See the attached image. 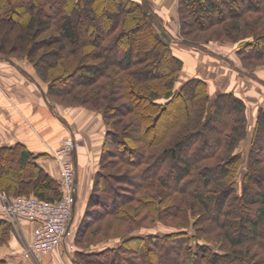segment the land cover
<instances>
[{"label":"trees","instance_id":"16d2710c","mask_svg":"<svg viewBox=\"0 0 264 264\" xmlns=\"http://www.w3.org/2000/svg\"><path fill=\"white\" fill-rule=\"evenodd\" d=\"M179 14L187 43L226 39L241 59L264 58V0H179ZM171 42L159 14L138 0H0V58H27L49 97L98 111L106 125L76 234L121 238L81 248L78 263L264 264V109L238 191L247 104L234 92L212 97L200 76L180 82L184 63ZM61 185L25 144L0 145V191L55 201ZM144 215L171 230L127 233ZM13 232L1 217L0 246Z\"/></svg>","mask_w":264,"mask_h":264},{"label":"crops","instance_id":"0c3cea01","mask_svg":"<svg viewBox=\"0 0 264 264\" xmlns=\"http://www.w3.org/2000/svg\"><path fill=\"white\" fill-rule=\"evenodd\" d=\"M151 3L164 19L165 28L172 41H183L180 37L178 0H152ZM177 41L172 43V48L183 60L182 71L189 73L190 77L205 78L212 97L222 92H234L242 97L247 107L251 108L255 123L260 110L264 109V75L256 76L250 84L241 82L238 86L233 83L232 87H223L217 77L213 79L215 74L212 70H218V65L214 67V60L205 58V53L218 58L222 55L209 44L201 48ZM226 47L217 49L223 54H230L229 49H232V54H236L237 45ZM205 71L209 72L211 78L205 75ZM228 74L230 73L226 69L217 71L219 79H225ZM47 92V82L38 75L31 61L22 58L9 61L0 58V145H13L17 142L25 144L36 156L37 163L61 181V165L53 151L67 137H73L78 142L73 156L76 169V199L69 234L57 249L29 255L24 242L28 243L33 239L36 222L20 219L13 223L15 231L9 244L0 246V258L6 259L9 264H79L75 255L81 248L70 242L74 239L77 226L84 215L93 187L94 174L99 169L106 125L98 111L83 106H65L49 97ZM1 217H5V214L0 208Z\"/></svg>","mask_w":264,"mask_h":264},{"label":"built area","instance_id":"2783aa9c","mask_svg":"<svg viewBox=\"0 0 264 264\" xmlns=\"http://www.w3.org/2000/svg\"><path fill=\"white\" fill-rule=\"evenodd\" d=\"M77 145L73 137H67L53 151L61 165L60 199L51 201L36 195L11 197L6 192H0V208L12 223L20 219L36 222L33 239L26 248L29 255L57 249L69 234L76 199L73 156Z\"/></svg>","mask_w":264,"mask_h":264},{"label":"rangeland","instance_id":"374dc122","mask_svg":"<svg viewBox=\"0 0 264 264\" xmlns=\"http://www.w3.org/2000/svg\"><path fill=\"white\" fill-rule=\"evenodd\" d=\"M28 1H30V0H28ZM138 1L143 3V4H148L150 7H152L156 11V7H154L153 4L151 3L152 0L151 1L150 0H138ZM45 2H46V0H45ZM23 3L25 4L26 2H23ZM219 4L221 5V7H225V3L223 1H219ZM28 6H29V2L26 3L23 12H25V13L28 12ZM44 6H45V9H49L47 5H44ZM62 7H63V9L66 12L67 11H71V9H72V5H71L70 1H66L63 4ZM178 7H179V0H178ZM178 10H179V8H178ZM224 11L227 12V9L224 8ZM156 12L158 13V10ZM158 14L161 17L162 22L164 24V19L162 18L160 13H158ZM179 16H180V14H179ZM203 20H204V23H207L208 22V16L207 17L206 16L203 17ZM179 21H180V18H179ZM179 24H180V22H179ZM164 26H165V24H164ZM180 30H181V28H180ZM134 36H135V32L129 31V35H128V39H130V41H128L129 45L131 43H134L133 42ZM131 37H133V38H131ZM180 37L182 38L183 41H181V40L177 41L176 40L178 43H184V44L187 43L186 42V37H184L181 33H180ZM176 41H172L171 43H175ZM208 44L210 45V47H214L215 51L218 52L220 55L225 56V57L221 56V58L219 56V58H218L215 55L213 56V55H209V54L205 53V58L214 60L213 62L211 61L213 63V65H214V67L217 64L218 66H216V67L219 68L220 70L226 69V70L229 71L230 74H228L225 77V79H222V78L219 79L220 76L217 75V71L219 69L216 70V68H215V69L212 70V72L215 74L213 76V79H216V77H217V80L219 81V84L222 83L223 87H225V86H231L232 87L233 83L236 86H238V85H240L241 82L244 83V84H250V83H253V81L255 80L254 78L256 76L261 75L260 77H262V75H264V58L263 57H258L257 56V57L250 58V59H246L245 58V60H244V59H241V57L238 55V52H236V54H232V49H229L230 52H231L230 54H228V53H224L223 54L222 52H219L218 49H217V47L218 48H227L226 46L231 45V44L239 46L238 43H234V42H231V41L226 40V39H216L215 38L213 41L209 42ZM197 51H199V48H198ZM226 55H228V56H226ZM229 56H232L233 58H235L234 61L232 60L233 58L231 57L232 58L231 59ZM15 58H18V57L13 56L11 58V61L13 59H15ZM22 59H27V58H22ZM32 64H33V62H32ZM182 72H181L180 82L185 80V79L190 78V76H191V75H189V73L186 74L185 72H183V76H182ZM205 75H207L209 78H211L210 75H209V72L205 71ZM232 75H236V76L235 77H231ZM224 81H225V84H224ZM235 81H238V82L236 83ZM180 82L177 83V87H179ZM52 99L54 100V98H52ZM247 115H248V118H249L248 119V122H249L248 123L249 124V126H248V129H249L248 130V135H247V138H244L240 142L239 147L236 149V151L242 153V156H243L242 165H241L239 174L237 176V189H238V191H241V188H242L241 180H242L243 175L246 172V167H247L246 165L248 163V158H249L250 140L252 138V135H253V132H254V129H255V125H256V122L255 123L253 122L254 121V118H253L254 116H253V112H252L250 107H247ZM105 135H106V133H105ZM110 147L112 149L115 148V146H113V145H111ZM61 177H62V174H61ZM112 181H113V178H112ZM61 183H62V180H61ZM61 189H62V185H61ZM133 190H134V188H133ZM0 192H6L7 193V191H5V190H2ZM22 195L30 196V195H36V194H34L32 192H30L28 194H14L13 197H19V196H22ZM176 199H178V197ZM91 217L92 216H90V215L87 216L86 220H88V221L91 220L92 219ZM143 217H145V218H142V219L139 218V223L140 224L138 225V227L130 226V229L128 231H126V232L128 233L129 231H135V232L142 231V232H146V233L147 232H154V233L155 232H159L160 233V232L171 230V228H169L168 226L162 224L161 222H156L151 216H145L144 215ZM146 217H148V218H146ZM108 218H112V217H108ZM81 223L82 222L80 221V223L77 226V229L80 227ZM96 223H98V222H95V224ZM13 227H14V225H13ZM125 227H126V224H125V226L123 228H125ZM128 228H129V226H128ZM77 229H76V232H77ZM112 234H113V232H112ZM120 238H121V236H115L114 235L111 238L106 239V238H103L102 235H99V234L98 235L90 234V236L88 235L85 238V241L78 242L77 234H75L74 239L70 243H72L73 245L75 244L78 247L83 248V249L85 247H89L91 249H96V248H104V247H106L108 245H116L117 243L120 242ZM87 241H89V242H87ZM24 243H25V248H27L30 242H28V243L24 242ZM7 244H9V242ZM75 257H76V259H80L77 254L75 255Z\"/></svg>","mask_w":264,"mask_h":264},{"label":"water","instance_id":"95a60500","mask_svg":"<svg viewBox=\"0 0 264 264\" xmlns=\"http://www.w3.org/2000/svg\"><path fill=\"white\" fill-rule=\"evenodd\" d=\"M75 189H76V182H75Z\"/></svg>","mask_w":264,"mask_h":264}]
</instances>
